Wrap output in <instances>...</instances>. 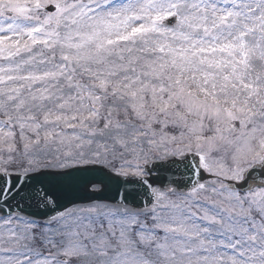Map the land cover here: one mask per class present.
<instances>
[{
	"label": "snow or ice",
	"instance_id": "6c2138e0",
	"mask_svg": "<svg viewBox=\"0 0 264 264\" xmlns=\"http://www.w3.org/2000/svg\"><path fill=\"white\" fill-rule=\"evenodd\" d=\"M0 264H264V0H0Z\"/></svg>",
	"mask_w": 264,
	"mask_h": 264
}]
</instances>
